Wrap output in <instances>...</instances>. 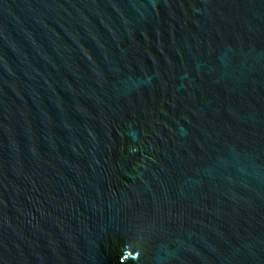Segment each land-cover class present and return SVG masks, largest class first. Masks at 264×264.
Returning <instances> with one entry per match:
<instances>
[{
  "label": "water",
  "instance_id": "water-1",
  "mask_svg": "<svg viewBox=\"0 0 264 264\" xmlns=\"http://www.w3.org/2000/svg\"><path fill=\"white\" fill-rule=\"evenodd\" d=\"M0 264H264V0H0Z\"/></svg>",
  "mask_w": 264,
  "mask_h": 264
}]
</instances>
